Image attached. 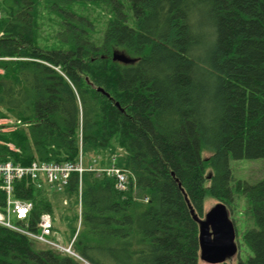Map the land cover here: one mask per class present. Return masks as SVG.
Segmentation results:
<instances>
[{
	"label": "trees",
	"instance_id": "obj_1",
	"mask_svg": "<svg viewBox=\"0 0 264 264\" xmlns=\"http://www.w3.org/2000/svg\"><path fill=\"white\" fill-rule=\"evenodd\" d=\"M96 1L0 0V119L16 122L0 125V162L107 166L123 151L128 175L121 190L84 172L81 216L77 172L62 190L16 180L33 204L22 225L50 213L91 264H201L195 216L234 200L230 158H264V0H127L132 24L115 1L100 29ZM237 190L253 226L236 264H264V179ZM0 264L83 262L0 225Z\"/></svg>",
	"mask_w": 264,
	"mask_h": 264
},
{
	"label": "built area",
	"instance_id": "obj_2",
	"mask_svg": "<svg viewBox=\"0 0 264 264\" xmlns=\"http://www.w3.org/2000/svg\"><path fill=\"white\" fill-rule=\"evenodd\" d=\"M1 15L0 11V17ZM112 160L113 162L107 166H97L94 163L89 167L84 166L82 154L80 155V160L77 163L33 162L29 166H23L12 162H0V179L2 180L1 189L7 194L6 206L3 210H0V225L25 234L39 242L54 246L60 251L79 257V255L72 250V245L64 246L52 239L54 234V224L51 214H43L40 217L36 226L37 229L35 230L22 225V222L28 219L30 211L33 208V204L29 201L13 199V184L16 180L23 178H31L33 181L37 182L43 179L61 190L65 185H67L71 173L77 172L80 174L81 193L82 174L86 171H96L115 178L117 187L123 190L127 187L128 183L127 172L124 168L116 164L114 157ZM13 217H15L17 223L12 221Z\"/></svg>",
	"mask_w": 264,
	"mask_h": 264
},
{
	"label": "rangeland",
	"instance_id": "obj_3",
	"mask_svg": "<svg viewBox=\"0 0 264 264\" xmlns=\"http://www.w3.org/2000/svg\"><path fill=\"white\" fill-rule=\"evenodd\" d=\"M116 3L118 9L127 17V22L132 24V11L129 10V4L127 0H97L96 2L88 3V11H86L85 15H89L92 19H95V25L98 29L103 28V26L107 25V22L110 18L114 17L113 4ZM110 8L113 10L111 11ZM7 125L6 128H3L2 131L11 130V127L16 125V122L13 119H0V125ZM206 155L210 153H205ZM124 159V152L119 151L117 154V163L121 166L122 161ZM229 165L231 169V179L230 186L233 193L234 200L228 206V215L229 218L233 221L236 227V240L239 244L240 250L238 254L228 258L224 263L221 264H236L239 259L246 261L249 257L250 252L245 249V244L243 242V233L250 227L253 226V220L246 212L248 209L247 201L242 192L237 190V184L239 182L242 183H250L254 184L262 179H264V158H256V159H248V158H230ZM211 175V174H210ZM210 177V176H209ZM117 186V182H116ZM118 188V187H117ZM221 201L208 197L205 201V213L204 217L201 219H205L206 213L212 209L217 203ZM79 208V204H78ZM14 223H17L15 217L12 218ZM65 230V227H64ZM67 234V233H66ZM68 235H65L64 232L55 233V237L60 242L67 244L65 240ZM73 240V239H72ZM72 242V241H71ZM70 242V243H71ZM68 243V244H70ZM201 264H207L205 262H201Z\"/></svg>",
	"mask_w": 264,
	"mask_h": 264
},
{
	"label": "water",
	"instance_id": "obj_4",
	"mask_svg": "<svg viewBox=\"0 0 264 264\" xmlns=\"http://www.w3.org/2000/svg\"><path fill=\"white\" fill-rule=\"evenodd\" d=\"M113 60L124 64L132 62L130 57L118 51L113 53ZM98 90L104 92L102 88ZM195 219L199 224L201 261L207 264H220L238 253L235 224L229 218L224 202H219L210 209L205 219L199 216H195Z\"/></svg>",
	"mask_w": 264,
	"mask_h": 264
},
{
	"label": "bare ground",
	"instance_id": "obj_5",
	"mask_svg": "<svg viewBox=\"0 0 264 264\" xmlns=\"http://www.w3.org/2000/svg\"><path fill=\"white\" fill-rule=\"evenodd\" d=\"M226 204V203H225ZM227 205V204H226ZM4 208V207H3ZM80 257V256H79ZM78 257V258H79ZM82 262H83V264H91V263H89L87 260H85L84 258H82V257H80L79 258Z\"/></svg>",
	"mask_w": 264,
	"mask_h": 264
}]
</instances>
